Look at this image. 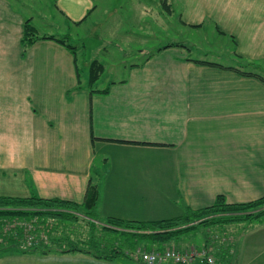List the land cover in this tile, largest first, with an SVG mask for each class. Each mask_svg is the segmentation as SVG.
Here are the masks:
<instances>
[{
  "label": "crops",
  "instance_id": "1",
  "mask_svg": "<svg viewBox=\"0 0 264 264\" xmlns=\"http://www.w3.org/2000/svg\"><path fill=\"white\" fill-rule=\"evenodd\" d=\"M53 1L50 14L40 16L56 30L40 36L71 37L100 2L106 3L99 12L110 37L116 29L126 34L127 27L143 30L149 19L158 22L143 20L156 1L159 13H175L174 0ZM177 1L188 40L158 46L102 93L107 87L83 86L77 52L55 39L38 38L23 53L24 21L30 18L38 30L33 10L46 0H0V195L82 203L96 183L95 217L128 220L180 216L218 195L230 203L264 195V80L219 66L264 75V0ZM137 8L143 15L135 21L129 14ZM199 33L224 39L232 61L191 56L190 50L201 49ZM160 192L172 205L169 214L158 212ZM73 215L62 220L70 230L62 235L78 231ZM0 264L120 263L75 251L8 253Z\"/></svg>",
  "mask_w": 264,
  "mask_h": 264
},
{
  "label": "trees",
  "instance_id": "2",
  "mask_svg": "<svg viewBox=\"0 0 264 264\" xmlns=\"http://www.w3.org/2000/svg\"><path fill=\"white\" fill-rule=\"evenodd\" d=\"M165 5L168 6L166 1ZM41 37L55 39L69 48L74 54L77 52V45L67 42L69 36H40L37 33V28L31 22V19L28 18L24 21L21 39L23 53ZM176 44L181 45V43ZM195 60L202 63L218 65L212 61ZM219 66L234 69L244 75L254 76L264 80V75L260 73L246 71L239 67ZM88 69V85L93 86L105 70L104 63L95 58L89 64ZM78 78L81 81L79 70ZM99 91L107 93L109 88L107 87ZM93 138L95 137L93 136ZM99 195L100 192L96 183H90L88 185L86 196L82 203L58 197L44 198L37 194H31L30 196L0 195V256L8 253L52 255L79 251L96 258L114 261L122 255L134 258L129 254L127 248L131 246L137 247L136 245L138 243L144 242L145 244L141 250H163L167 246H173L172 242H178V239L184 236L187 231L199 226L206 228L218 226L219 229L225 230L230 223L238 221L258 220L264 222V195L252 201L235 203L228 202L225 195H218L213 204L203 208L189 210L183 215L172 218L135 221L109 216L106 218V226L103 225L106 237L109 236L107 238V247L106 243H103L102 239L96 236L95 239L91 237V239H78L71 235L55 234L56 232L53 229L54 224L57 227V223L62 222V220H71L74 217L73 214L79 212L81 209L85 210L88 217L94 218L96 216ZM46 216H52L53 218L50 219ZM32 219H37V223H35L37 240L34 244L28 246L25 245L24 227L17 225L18 223L16 224L17 226L13 227L12 224H15L17 221L23 223ZM37 224L42 225L43 229L38 228ZM42 230L46 233L40 236L39 233ZM85 245L100 249L101 247H106V250H93L90 247L85 248ZM204 246L202 245L201 247ZM226 247L225 245L220 246L214 252L216 264H232L231 249ZM184 249H187V247L185 246ZM166 264L177 263L168 262ZM194 264L209 263L196 261Z\"/></svg>",
  "mask_w": 264,
  "mask_h": 264
},
{
  "label": "rangeland",
  "instance_id": "3",
  "mask_svg": "<svg viewBox=\"0 0 264 264\" xmlns=\"http://www.w3.org/2000/svg\"><path fill=\"white\" fill-rule=\"evenodd\" d=\"M52 3H54L53 0H46L44 5L33 10V12L39 14L36 15L35 21V24L38 27V33H49L55 32L54 30H56V28L50 24V20L44 18V16H40L43 14L46 16L50 14L49 9ZM133 3L135 4V0H133ZM173 3H175L174 18L168 12H164L163 14L159 13L161 8L156 1L153 3V14H144L143 20H148L147 16H153L158 22L155 20L154 24L149 19V24L145 25L143 30L138 29L137 27L134 31V29L127 27L128 33L126 34H120L118 31L119 29H116L113 31L114 35L110 37L108 34L109 27L107 28L108 24L106 25V29L103 27L102 13L99 11L104 8L106 4L105 2H100L99 11L88 16L82 24H79L78 26L75 25L69 31L72 33L67 42L77 45L78 64L80 66L81 82L83 83V86H88V66L95 58L104 63L105 70L100 78L93 84L92 88H104L113 80L125 78L127 76L126 67L128 68L132 63H141L144 58L158 46L166 44L171 40L181 41L183 37H187L186 40H188L190 37L189 30L181 27V23L179 22V13L182 11V6L177 0H174ZM19 6L22 8L21 4ZM22 9L27 11L26 8ZM141 14L143 15V12H140L139 8H137L136 12H132L129 16L137 21L142 16ZM56 23H58V20H56ZM129 32H132V35L129 34ZM198 36L201 37V49L190 50L191 56L195 58H206L209 60L220 61L223 63L232 61V53L229 51L231 46H229L227 42L224 43V39H214L211 35L207 36L203 33H199ZM141 38H143L142 43ZM182 40L184 41V39ZM190 42H193V40L191 39ZM140 49H143L141 53L139 52ZM99 166L101 167L102 165L99 163ZM164 197L165 195L163 192H160L157 196L158 202H160V204L158 203L157 209L160 208L158 212L161 211L162 215L169 214L165 210L172 207L169 203L163 202ZM146 205L147 203L144 202L138 206H142V212H144L146 211ZM151 206L154 207V204ZM76 213L79 217L72 224L76 225L78 231L73 232L74 237H77L78 239H87L90 237L95 239L96 236L99 239H102L107 247V238L109 236L106 237V232L103 230V225L106 226L107 223L106 219H98L96 217L90 218L86 215L84 209H81ZM46 217L50 219L53 218L52 216ZM137 221L144 220L137 219ZM262 222L263 221L258 220L238 221L230 223L225 230L219 229L218 226H212L211 228L199 226L187 231L184 236H181L178 239V242H172V245L175 248L180 249H184L185 246L187 249H197L202 245H205L204 247L212 249L213 253L216 249L218 250L220 246L225 245L227 246L226 248L229 247L231 249L232 264H264V223ZM57 224V227L55 224L53 225L54 232H56L55 234L61 235L70 231L68 230V225L64 227L61 222ZM136 246L137 247L131 246L127 248L129 254L134 258L122 255L116 259L117 262L120 264H143L141 261L135 259V256L133 255L136 253L137 249H143L145 244L144 242L138 243ZM89 247L93 250H106V247H101L100 249L85 245V248ZM32 255L34 256L35 254Z\"/></svg>",
  "mask_w": 264,
  "mask_h": 264
},
{
  "label": "built area",
  "instance_id": "4",
  "mask_svg": "<svg viewBox=\"0 0 264 264\" xmlns=\"http://www.w3.org/2000/svg\"><path fill=\"white\" fill-rule=\"evenodd\" d=\"M18 223V224H17ZM37 219H32L27 222L17 221L12 224L13 227L20 225L23 226L25 231V245H32L37 240V233L35 227ZM17 224V225H16ZM38 228L43 229V226L37 224ZM6 227V226H5ZM46 232L41 231L39 234L43 236ZM135 258L141 260L145 264H162V263H179V264H194L196 261H204L209 264H216V256L212 249L207 247H200L197 249H179L174 246H167L163 250H141L138 249L133 255Z\"/></svg>",
  "mask_w": 264,
  "mask_h": 264
}]
</instances>
